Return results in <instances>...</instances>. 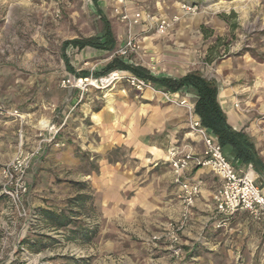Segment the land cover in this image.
<instances>
[{
  "label": "rangeland",
  "instance_id": "374dc122",
  "mask_svg": "<svg viewBox=\"0 0 264 264\" xmlns=\"http://www.w3.org/2000/svg\"><path fill=\"white\" fill-rule=\"evenodd\" d=\"M113 1L102 0L101 13L109 19L117 44L129 34L135 36L140 55L128 59L144 64L139 41L155 31L144 27L141 32H133V27L112 16ZM161 1L167 5L176 2L178 9L183 3L198 6L195 15L183 14L179 9L196 53L192 68L220 87L240 85L233 97L239 105L237 110L252 116L246 126L264 127V90L256 85L253 75L244 71L249 64L264 63V0ZM147 5L144 11L152 14V4ZM102 31L91 0H0V100L20 95L28 78L32 87L26 95L48 93L51 87H43L38 78L53 80L64 75L59 63L62 43L100 37ZM116 50L111 58L117 57ZM97 70L93 67L90 75L103 77ZM127 90L133 91L125 82L101 90L89 88L82 99L87 97L97 103V97L125 95ZM111 103L108 98L107 104ZM61 133L57 135L59 141ZM63 143L59 148L49 146V150L62 149L71 142L68 138ZM86 154L80 151L82 160L72 168L57 164L52 152L47 159L39 157L32 163L26 177L28 193L23 198L27 218H18L0 195V264H264V229L245 212L228 218L205 213L207 222L190 215L178 232V256L170 252L162 236L167 224L180 213L179 199L169 192L167 196L147 198L145 206L133 211L124 209L119 215L107 216L101 211L107 207L104 191H96L97 186L84 177L97 168L96 159L89 161ZM105 155L110 163L120 164H126L130 156L127 149L114 147ZM74 183H87L90 189L79 191ZM255 184L259 186L256 181ZM81 192L89 194L92 201L84 209H69L66 200ZM43 211H65L72 224L56 230L48 225ZM81 227L94 233L83 237L76 233Z\"/></svg>",
  "mask_w": 264,
  "mask_h": 264
},
{
  "label": "crops",
  "instance_id": "0c3cea01",
  "mask_svg": "<svg viewBox=\"0 0 264 264\" xmlns=\"http://www.w3.org/2000/svg\"><path fill=\"white\" fill-rule=\"evenodd\" d=\"M101 2L102 0H96L97 5L94 6L100 12ZM113 3L112 16L116 18H120L123 11L132 15L137 11L148 9V3L152 4L151 13L156 18L168 21L178 18V22L173 24L164 35L152 33L140 39L144 64L137 65L128 58L118 57L124 64L143 68L149 75L157 78L179 79L190 72H198L202 75L200 70L192 68L196 53L188 37L186 20L181 19L183 17L180 16L178 3L171 2L167 5L161 0H134L124 7L115 1ZM102 16L109 22L107 17L103 14ZM144 27L146 26L143 24L136 25L133 27V32H141ZM103 34L104 30L100 37ZM115 42L112 52L90 47L79 50L71 46L63 51L61 45L59 63L60 67L64 68V75L53 80L38 78L43 87L53 89L50 88L46 94L33 93L34 96L30 97L26 95L32 87L31 79L28 78L22 85L25 90L21 91L20 95H14L8 100L6 98L0 100V104L7 108L20 110L18 111L23 118L22 133L25 148H30L36 143V134L39 130L52 125L62 128L60 142H66L69 138L71 143L62 149L49 150L50 147L46 146L40 156L43 160L52 152L57 164L72 168L78 166L82 160L78 156L80 151L87 153V160L96 159V172L85 174L84 177L91 181L93 186H97L96 191L101 189L104 191L107 207L105 210L102 207L101 211L107 216L119 215L124 209L133 211L145 206L147 198L167 196L168 192L173 198L175 196L178 198L179 188L174 184L173 174L166 162L167 151L185 145L191 147L196 155H200L203 151L199 138L188 133L186 111L181 107L167 104L160 96L148 92L137 94L127 90L125 95L111 93L103 98L97 97L95 99L99 102L95 103L93 99L87 97L83 101V92L75 88L60 87V82L66 77L89 76L93 67L98 68L97 72L100 73L116 58H111L110 54L124 43L117 44L116 39ZM100 58L101 60L98 61ZM98 62L104 64L100 65ZM244 71L253 75L256 85L264 90V63L249 64ZM120 72L131 74L126 70ZM217 87L218 103L228 125L236 131L244 132L251 139L259 158L264 163V127L257 129L250 124L247 127L246 124L252 116L242 114L235 108L237 99L233 96L241 86L234 84L221 87L217 85ZM191 91L183 88L177 93L194 105L195 98ZM108 98L112 100L110 105L107 104ZM18 130L19 124L16 119H0V168L14 156L18 144ZM78 147L79 152H77ZM113 147L128 150L130 156L126 164L110 163L106 159L105 154ZM234 167L243 173H249L260 187H264V174L255 173L251 166L234 165ZM185 177L191 181L202 182L199 197L190 215L207 222L208 219H204L203 216L206 215L205 213L214 214L212 196L221 182L207 168H190L185 173Z\"/></svg>",
  "mask_w": 264,
  "mask_h": 264
},
{
  "label": "built area",
  "instance_id": "2783aa9c",
  "mask_svg": "<svg viewBox=\"0 0 264 264\" xmlns=\"http://www.w3.org/2000/svg\"><path fill=\"white\" fill-rule=\"evenodd\" d=\"M132 1L134 0H115L122 7ZM179 9L183 14L195 15L199 8L195 4L183 3ZM120 20L126 23L129 28L143 24L149 29L153 28L156 34L164 35L178 21V18L168 21L140 10L132 15L123 11ZM114 55L119 58H128L131 55L139 56L140 47L135 36L129 34ZM120 82H125L128 88L137 93L148 92L154 96H160L169 105L183 108L187 113L188 133L198 137L203 145L200 155H196L192 148L186 145L167 151L166 162L173 174L174 184L179 188L178 199L180 202L178 218L167 224L162 235L169 245L170 252L175 256L180 253V248L177 247L178 232L186 226L191 209L198 199L202 187L200 180L191 181L185 177V173L190 168H207L220 180V186L212 196L216 216L228 218L237 212H245L264 227V187L257 186L249 173L237 170L224 157L221 147L200 124L199 118L194 115L193 105L187 99L180 97L178 93L158 89L141 78L120 71H112L100 78H93L91 75L86 78L66 77L60 82V87H72L80 92H85L89 88L101 90ZM124 92L123 90L122 93ZM238 107L239 105L236 103L235 108ZM8 118L16 119L19 124L18 144L13 158L0 168V195L7 200L11 210L18 218H27L28 212L23 203V198L28 193L27 172L32 163L41 156L46 146L59 148L63 145L57 140L60 128L52 125L44 134L39 132L36 143L30 148H25L22 133L23 118L20 112L0 104V119Z\"/></svg>",
  "mask_w": 264,
  "mask_h": 264
},
{
  "label": "trees",
  "instance_id": "16d2710c",
  "mask_svg": "<svg viewBox=\"0 0 264 264\" xmlns=\"http://www.w3.org/2000/svg\"><path fill=\"white\" fill-rule=\"evenodd\" d=\"M91 2L96 7V0H91ZM97 13L103 24V36L100 38L64 41L62 43L63 51L69 46L79 50L85 47L105 52L114 50L116 42L110 24L98 9ZM123 70L129 71L132 75L151 83L156 88L170 93H177L183 88L192 90L191 92L195 98L193 105L194 115L199 118L200 124L219 144L224 157L233 166H251L255 173L264 174V163L259 158L251 139L244 132L236 131L228 125L226 116L218 103V87L214 80L206 79L198 72H190L179 79L157 78L149 75L143 68L124 64L118 57L114 58L98 75L105 76L112 71ZM86 77L88 76L80 78ZM95 169H97L96 166ZM74 186L79 191L88 192L90 189L87 183H74ZM86 192H81L66 200L67 207L70 209L74 206L84 209L85 205L92 201L90 195ZM42 213L48 225L56 230L66 229L72 224L71 216L66 214L65 211H61L58 214L51 211H43ZM77 232L83 237L94 233V231L82 227L77 228Z\"/></svg>",
  "mask_w": 264,
  "mask_h": 264
}]
</instances>
